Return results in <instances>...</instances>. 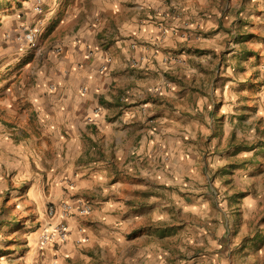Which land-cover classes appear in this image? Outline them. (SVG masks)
Instances as JSON below:
<instances>
[{"label":"crops","instance_id":"obj_1","mask_svg":"<svg viewBox=\"0 0 264 264\" xmlns=\"http://www.w3.org/2000/svg\"><path fill=\"white\" fill-rule=\"evenodd\" d=\"M41 1L31 20L49 37L20 51L16 69L5 66L2 74L17 71L21 82L6 91L4 119L25 125L14 131L61 145L53 184L64 192L52 194L59 200L52 204H88L92 213L65 222L62 245L42 247L39 239L34 263L219 264L205 252L206 236L196 238L191 228L186 239L185 228L167 227L174 206L184 211L177 190L185 164L192 170L194 162L184 159L179 140L185 110L200 101L177 80L194 76L195 64L226 37L233 0Z\"/></svg>","mask_w":264,"mask_h":264},{"label":"rangeland","instance_id":"obj_2","mask_svg":"<svg viewBox=\"0 0 264 264\" xmlns=\"http://www.w3.org/2000/svg\"><path fill=\"white\" fill-rule=\"evenodd\" d=\"M40 5L41 0H0V264H35L41 235L56 223L46 213L59 201L52 194L59 198L64 192L53 184L61 145L14 131L25 125L4 119L6 91L21 82L17 71L3 75L5 66L30 47L24 41L28 31L38 30L40 45L49 37L31 20ZM231 6L233 22L221 33L226 37L217 40L210 58L195 64L194 76L177 80L200 101L193 111L185 110L179 143L194 166L188 170L185 164L184 185L177 190L184 211L173 207L174 226L167 229L185 228L186 239L191 228L196 238L206 236L205 252L219 264H264V0H233ZM37 62L41 65L40 56ZM23 84L28 87V81Z\"/></svg>","mask_w":264,"mask_h":264},{"label":"built area","instance_id":"obj_3","mask_svg":"<svg viewBox=\"0 0 264 264\" xmlns=\"http://www.w3.org/2000/svg\"><path fill=\"white\" fill-rule=\"evenodd\" d=\"M42 8L37 7L36 11L40 12ZM38 30L28 31L24 36V41L29 46H33L36 42ZM97 113V111H96ZM92 213V208L88 204L80 203L78 206H74L71 203L63 202L58 205L51 204L47 210L49 218H59V222L56 223L49 233H43L40 237V245L45 247L51 245L53 248L58 245H62L68 240L69 233L66 221L75 215L81 217H89Z\"/></svg>","mask_w":264,"mask_h":264}]
</instances>
